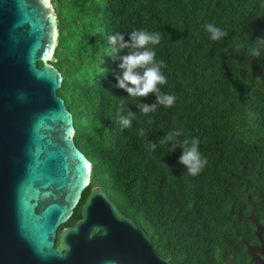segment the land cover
Returning a JSON list of instances; mask_svg holds the SVG:
<instances>
[{
  "label": "trees",
  "instance_id": "obj_1",
  "mask_svg": "<svg viewBox=\"0 0 264 264\" xmlns=\"http://www.w3.org/2000/svg\"><path fill=\"white\" fill-rule=\"evenodd\" d=\"M52 4L59 38L51 64L63 75L58 95L73 115L75 144L92 163L90 186L60 230L81 219L91 189L102 187L172 264H255L243 241L258 242L252 212L264 225V59L254 60L249 48L251 38L264 37V0ZM208 23L228 36L212 40ZM134 30L160 33V43L149 45L164 62L167 83L158 87L176 97L172 107L147 115L136 105L154 103V95L128 97L114 87L126 50L107 56L108 35ZM122 103L135 112L126 129ZM176 130L181 140L199 139L207 164L196 176L179 164L181 148L147 147Z\"/></svg>",
  "mask_w": 264,
  "mask_h": 264
},
{
  "label": "water",
  "instance_id": "obj_2",
  "mask_svg": "<svg viewBox=\"0 0 264 264\" xmlns=\"http://www.w3.org/2000/svg\"><path fill=\"white\" fill-rule=\"evenodd\" d=\"M58 38L49 0H0V264H172L101 187L60 230L90 186L92 163L58 95ZM248 220L258 242L243 244L264 264V225L254 212Z\"/></svg>",
  "mask_w": 264,
  "mask_h": 264
},
{
  "label": "clouds",
  "instance_id": "obj_3",
  "mask_svg": "<svg viewBox=\"0 0 264 264\" xmlns=\"http://www.w3.org/2000/svg\"><path fill=\"white\" fill-rule=\"evenodd\" d=\"M205 28L211 34L212 40H220L228 36V32L221 30L213 23L206 24ZM125 35L128 36L127 40H125ZM160 39V33H150L145 30H134L127 34L116 32L107 36L108 48L110 49V54L107 56L116 58L120 52L126 50V54L119 56V72L115 76L114 87L127 92L128 97L147 98L154 95L156 98L154 103L141 102L136 105L139 111L145 115L155 112L157 107L161 105L172 107L176 101L174 95L162 93L158 87L167 83V78L161 71L164 62L155 60V51L149 45L159 44ZM251 42L249 54L254 60L264 59V37H257L255 40L251 38ZM241 47H244L243 43ZM104 57L100 61L101 65L105 63ZM102 69L101 75H104L108 70ZM120 111L127 113L119 117L122 128L131 127L135 112L130 111L127 105L123 103ZM182 135L180 130L169 132L160 137L158 142L148 141L147 147L154 151L158 143L167 145L169 147L168 153L175 152L177 147L181 148L182 154L179 157V164L185 167L188 174L196 176L207 164V158L202 157L199 152L198 138H193L191 141L181 140Z\"/></svg>",
  "mask_w": 264,
  "mask_h": 264
},
{
  "label": "flooded vegetation",
  "instance_id": "obj_4",
  "mask_svg": "<svg viewBox=\"0 0 264 264\" xmlns=\"http://www.w3.org/2000/svg\"><path fill=\"white\" fill-rule=\"evenodd\" d=\"M95 188V187H94ZM102 188V187H101ZM93 189V188H92ZM105 191V190H104ZM108 195V194H107ZM89 196V195H88ZM109 197V196H108ZM111 200V199H110ZM112 201V200H111ZM113 202V201H112ZM114 203V202H113ZM118 208V207H117ZM120 211V210H119ZM121 212V211H120ZM122 213V212H121ZM123 214V213H122ZM126 216V215H125ZM127 217V216H126Z\"/></svg>",
  "mask_w": 264,
  "mask_h": 264
},
{
  "label": "built area",
  "instance_id": "obj_5",
  "mask_svg": "<svg viewBox=\"0 0 264 264\" xmlns=\"http://www.w3.org/2000/svg\"><path fill=\"white\" fill-rule=\"evenodd\" d=\"M49 1L52 3L53 0H49Z\"/></svg>",
  "mask_w": 264,
  "mask_h": 264
}]
</instances>
